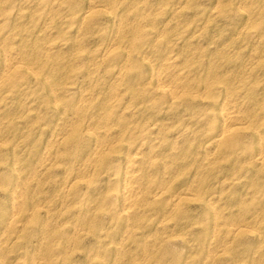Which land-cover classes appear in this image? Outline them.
<instances>
[{"label":"bare ground","instance_id":"bare-ground-1","mask_svg":"<svg viewBox=\"0 0 264 264\" xmlns=\"http://www.w3.org/2000/svg\"><path fill=\"white\" fill-rule=\"evenodd\" d=\"M62 1L64 3V0H56L53 6V3L49 4L50 2L48 5H51L52 8L60 5ZM184 1L186 2L188 0ZM196 1L198 2L199 0H195V2ZM113 2L114 0H90L87 10L82 13L79 11L81 15L77 13L79 14L76 15L77 17L75 13L73 15L75 19L70 18L77 22L76 25L78 29H80L82 25L90 23L91 20L94 21V19H92V8L95 7V5H109L108 7H110V9L112 8L109 12H112L115 7ZM169 2L164 3L169 4ZM213 2L215 4V7H213L215 10L212 11V13L216 18V15H218V13L220 14V12L225 9L222 7L223 4L221 6V0H213ZM40 3H42L41 0L35 2L36 6ZM148 3L146 1L136 0L132 4L127 5V8L125 7L126 9L124 8V12L117 18L118 23L116 24L113 22L111 24H116L114 27L115 32L113 31L115 34L113 36L111 34L108 35L110 42L107 46L105 45V47L102 48V52L97 59H95L97 54L96 56L93 55L94 57L88 56L93 50L89 49L87 56L89 57L88 61H90V63L88 64L90 66L86 72H84L85 78L88 79V82L86 81L88 85L85 89L80 87L76 97H69V95L68 97H64L61 94L62 91L64 94L67 88V81L64 79L69 78L73 80V78H70L69 74L68 78H64V81H60L62 78L60 79L61 75L59 72L64 68L65 64L68 63V60H66L68 57L64 58L58 54V56L55 54L56 57H53L50 54L56 46L52 40L45 41L42 46L39 48L37 47L38 49L35 51L23 46L20 40L17 44H11L3 49V59L1 58L0 63V85L7 80L12 81V85H15V80L12 76L21 73L30 74L31 80L39 79L42 88L45 89L46 96L43 100L45 102V105H43L44 109L51 111L53 117H56L59 121L54 123L55 125L51 130L42 128L41 134L43 135L39 143V148L30 149L28 151L29 156L22 160L20 159V153L16 149L18 143L17 145L13 142L10 143L11 138L9 140L10 142L7 143L5 141L6 133H3V135L0 130V158L1 156L7 158V161L5 160L3 166L0 167L2 168V170H0V189L2 193V203H0V264H72L70 255L79 248L82 249V247L78 246V242L82 241V239L87 236H91L92 242L90 244L91 246L87 248L85 261L95 262L97 264H168V257L171 258V262H174L173 264H215L216 261L223 259V253L231 241L246 229L254 234L258 242L255 252L259 254L264 252V235L260 234L258 231L260 224L264 222V211L259 212V214H256V216L250 219H234L233 221L231 220L232 222L230 221L231 223H227L226 217L232 212L228 211L224 214L218 209L219 207L217 204L221 196H219V193L216 195L211 192L207 194L203 188L204 185H202V177L199 175L200 173L210 170V167L214 164L216 159H218L217 154L219 153L238 156L240 153L246 152L245 148L242 146L243 129L250 130L253 147L251 148L250 144L245 147L252 151L250 157L255 168L254 173L264 168V117H260V119L258 118L253 121L252 112H247L246 110L248 109L244 108L246 104L242 107L240 103L244 98V94L248 95V93L253 92L252 85L256 83L255 81H245L243 75L245 73L247 74V72L249 73L254 66L257 67L256 64L259 61L256 60L250 63V61L248 62V60L244 58L246 60L245 62H248L246 63L247 65L245 67L240 65L243 68H241L242 70H237L238 72L235 71L230 76H226L224 73L217 74L216 70L219 64L221 65L223 63L218 64L211 59H207L205 62L199 61L200 58L197 59L200 55L199 53H201L199 49L198 51L194 50L187 52L185 56L182 55V58H178L173 54L174 52L169 54L175 44L173 42L169 43V41V44L166 43L158 49L161 60L155 65V61L148 59L152 56L147 58L143 55L144 53H141L142 51L139 52L142 45L141 40H139L141 34L153 35V38L150 40L148 39L146 44L147 47L163 43L165 39L163 41L160 39L162 37L161 34L154 33L159 30H151L152 27L150 24H153V21H156L158 17H162L161 14L164 13L165 15V13L167 14L168 12V21L164 23V27H162L161 30L164 31L172 26L171 20H177L179 18L177 16H181L183 13H180V9L176 8L166 9L164 5L154 11L150 8ZM188 3L190 4V2ZM118 4L120 5V3ZM157 5L155 6L157 7ZM159 5L162 4L159 3ZM69 6L71 5L69 4ZM51 8L48 10L50 11ZM211 8L212 7H210V9ZM120 9L118 10L120 11ZM243 9L246 14L245 18L247 19V21H244V25L246 22L248 23L240 28L237 35H235V39L238 41L245 35L255 33L249 22L251 21L250 19H253L251 18L253 14L251 15L248 9ZM21 12V9H18L16 14L20 17ZM195 12L194 14L197 15V12L201 11ZM179 13L181 15H179ZM54 18L55 16H51V20L48 19L49 22H45L47 24L44 25L42 23L44 26L39 29L41 31H39V33H42V31L44 32L47 26H49L48 24L56 20V18ZM193 18H196L195 15ZM62 19L64 18L62 17ZM128 19H130V21L127 22ZM1 20L2 19H0V21ZM181 20L183 19H180V21ZM212 20L215 22L214 16L211 21ZM74 21H71V23H74ZM178 22L176 21L175 24H178ZM206 23H209V21ZM215 24L217 23L215 22ZM128 25L130 26L129 28ZM144 25H148L149 28H144L146 27ZM186 26H188V23ZM196 26H199V24H196ZM89 27L91 28V26ZM104 27L106 26H103V28ZM107 27L109 28L110 26ZM89 30H91L90 32L93 34L94 31H92V28ZM173 32L174 31H172L171 34H174ZM212 32H210V34ZM262 32L264 31H261V33ZM10 33L12 32L7 34L8 37L14 38L15 33ZM193 33L195 35V32H192V36ZM165 34L169 38L168 34ZM23 36H26V34ZM28 37L27 35L26 38L28 39ZM188 37L189 39H186V43L189 45L192 38L191 35ZM107 40L108 39L104 42H107ZM32 41L34 42L33 39ZM99 41L101 42V40ZM78 43L80 44V42ZM214 45H217V43ZM195 48L196 46L194 49ZM227 48H224V51H219V53L222 52L225 54L231 50L229 49L228 51ZM165 50L169 51L168 55H164ZM186 50L188 49H185L184 53ZM175 52H177V50ZM252 52H254V50ZM78 53L79 52L71 57H78L80 55ZM93 53H95V51ZM138 53L142 54V60H145L147 63L144 64L150 69V79L148 82L141 81L144 83L142 84L140 82V85L138 83V87L135 82H128L126 85L127 88L125 87V92L128 94L126 96L118 87L124 81V78L127 77L126 74L129 65H133L132 63L129 64L131 58ZM178 53L181 52L178 51ZM66 54L69 56L68 53ZM155 54L156 53H154V55ZM249 54L252 53L250 52ZM227 55H223L222 57L225 58ZM113 58H120L123 60V63L118 65L116 70L112 72L113 74L111 75L114 78L111 80L110 84L100 86L98 81L102 76L100 77L98 74L92 80L90 75L94 76L92 74L95 72L93 70L96 69V67H105V62ZM218 58V60H220V57ZM82 61H80V64ZM241 63H243V61ZM68 64L70 65V63ZM112 65L110 66L113 67ZM66 66L65 68L68 69L67 64ZM78 66H80V69L81 65L78 64ZM198 66L204 68V74L195 79L194 76H191V73ZM22 68H24L25 71L21 70ZM71 68L72 66H70L68 70H71ZM66 72L70 73V71ZM90 72L92 74H90ZM95 73H97V71ZM62 75L64 74L62 73ZM74 75L72 77H74ZM81 77L83 78V76ZM80 78L78 76V80ZM108 78L111 77L108 75ZM138 78H140V76ZM104 79H107V77ZM75 85L76 83L73 84V86ZM221 91H224V97L223 100L220 99L219 101L217 98L219 96L218 93H221ZM239 92L241 94L243 93V95H240ZM206 97L210 99L211 107L208 111L204 112L205 124L208 125L205 131L208 133L210 132V135L205 139L206 141L202 143L199 151L195 152L196 157L193 158L197 161L195 163L196 168L189 174L188 179L181 182L180 186L178 185V188H173L172 183L177 179V175H179L178 171L186 167L183 161V156H186L184 155L185 147L183 148L177 143V140L179 141L177 136L181 138L184 129L181 128L178 132L179 134L171 139H167L165 132L168 131L170 127H173V123L168 124L164 122L166 120H164L163 115L177 110L179 105L188 107L194 100L203 101ZM240 97L241 100L239 102ZM154 98H157L159 103H165V105L159 107L158 102H156ZM255 98H253V100ZM3 100L5 99L3 98L2 102ZM129 100L132 101L129 103ZM20 102L21 101H19V103ZM250 102L252 104L255 103L252 101V98ZM9 104L7 108H9ZM4 107L5 105H2L0 109ZM21 108H23V106ZM156 108L157 110L152 112V110ZM31 109H26L24 111L25 115H23L27 116ZM139 109L144 114H149L148 118H150V122L145 123L148 119L147 117H145L147 119L143 121L139 118L138 120L140 121L136 120L137 122L131 120L134 117L131 118L129 116L134 115L136 110L138 111ZM1 111L3 112V110ZM9 111L8 109V113H10ZM38 112L36 114H38ZM153 113L156 115L159 114L160 116L153 118ZM43 114H41V116H43ZM126 115L131 119H127ZM16 117H20V115L17 114ZM43 118L44 117H42V119ZM14 119V117H8L7 122H11ZM7 122L1 125L4 127V125H7ZM0 128L2 129V126ZM4 128L2 130H4ZM28 129H30V127ZM201 132H204V130H201ZM15 133L14 135H16ZM22 138L23 137L20 139ZM136 140H138V142H136ZM32 144L33 143H31V145ZM31 145L30 147H32ZM242 149L245 151H241ZM59 165L64 167L65 172L60 179H53L54 181H52L50 177L44 176L46 173L48 174L50 169L58 167ZM187 165L189 164L187 163ZM53 173H49L48 176ZM237 177H231L229 183H238L240 179L237 180ZM224 180L225 178L219 180L218 184H222ZM48 187H50V189ZM44 188H48L49 190L47 189L44 191ZM190 199L200 202L203 211L200 213L201 217L199 216L197 219L188 221L183 225L191 226L195 223L199 225L201 222H205L202 228V236L200 237L201 241H205L206 244L204 254L196 261L189 259L190 257L187 259L186 256H178L177 245L174 243V241L176 242L178 240L183 241L182 243H184L185 246L189 245L183 235L175 232V225L189 215L186 212L187 208L185 207V201ZM239 207H242V202L238 203L237 208ZM188 229L191 230L189 227ZM8 251L14 253V258L12 260L7 259L8 255L6 252ZM252 260L253 258L248 264H254L255 262Z\"/></svg>","mask_w":264,"mask_h":264},{"label":"rangeland","instance_id":"rangeland-1","mask_svg":"<svg viewBox=\"0 0 264 264\" xmlns=\"http://www.w3.org/2000/svg\"><path fill=\"white\" fill-rule=\"evenodd\" d=\"M20 1H22V2H20ZM38 1H40V0H28V1L27 0H0V6H1L0 7V19H2L0 21V30H1L0 31V45H1L0 46L1 47L0 48V63H1V58L3 56V53H2L3 49L5 47L7 48L11 44L12 45L17 44L19 42V40L23 46H26L27 48H29L32 51H35L40 46H42V44L45 41L52 40L54 42V44L56 45L55 46L56 49L54 48L50 54L53 57H56L57 54L60 55L61 57L63 56L64 58L70 57L69 59L68 58L66 59V60H68V63H70V65L68 63H66V64L68 65V69L70 68V66H72L71 70H68L67 68H65L66 64H65V66L63 65L64 68H62L61 71L64 75H62L61 71L59 72L61 75L60 79L62 78L60 81H64V80L67 81L66 82L67 88L64 91V94H63V91L61 94L64 97H68V95H69V97H76L78 92H79L80 87L82 89H85L86 86L88 85V83H87L88 79L85 78L86 76L84 73V72H86V70L90 66L88 64V63H90V61H88V58L94 57V56H96V54H97V57H95V59L98 58V56L102 52V48H104L105 45L107 46L108 43L110 42L108 35L111 34L113 36L115 34L114 33L115 32L114 27L118 23V19H117V18H119L118 16L122 12H124L123 10L125 7L127 8V5L132 4L136 0H130V1H128V0H114L113 3H114L115 7L113 8L112 12H109L112 9V8L110 9V7H108L109 5H106V4L95 5V7L92 8L93 9L92 16L94 17V18L92 17V19H94L95 22L91 20L90 23H88L91 25H88V24L82 25L80 29H78V27L76 25L77 22L74 21L75 18L73 15L75 13H76L75 16L79 15V14L81 15L82 12L87 10L90 0H66V1L64 0V3L62 1L61 4L58 5L59 7L54 6V7H52L53 9L51 8V5H48V3L49 2H50L49 4L53 3L52 4V6H53L55 4L54 2H56V0H41L42 3H40L39 5L36 6L35 2H38ZM138 1H141V0H138ZM142 1H146L148 3V0H142ZM159 1L160 0H156V1L155 0H149L148 4L150 5V8H152V10H154V11L157 10V8H159L160 6L163 7V5L166 7V9H170V8L180 9V13H183V14L181 15L179 13V15H181V16H177V17H179L180 19H183V20L180 21L179 18L177 20L173 19L174 21L175 20L177 22L179 21L178 24H175L176 21L174 22L173 20H171L170 22H171L172 26L169 27V29L164 30L165 31L164 32L161 30H162V27H164L163 26L164 23H166L168 21L167 17L169 18V13L167 12V14L165 13V15H164V13L161 14L162 17H158L156 21L155 20L153 21V24L152 23L150 24V26L152 27L151 30H153V31L159 30L158 32H154V33L161 34L162 37L160 36L161 37L160 39L162 41L165 39L164 41H166V42L163 41V43H159V44H155L151 47L150 46L147 47L146 46L147 41H148V39L150 40L151 38H153V35H150V34L146 35V34L142 33L141 38L139 39L142 42V45L140 47L139 52L142 51L141 53H144L143 55L147 58L152 56L148 59H150L151 61H155L154 64L157 65V63L161 60V58H160L161 56H159L160 54H159L158 49L170 41L169 43H171V42L175 43L174 47L172 49L173 51L171 50L169 52V51H167L168 50L167 49V50H165L166 54L164 53V55H168V52H169V54H172L174 52L173 54H175L178 58H182L183 56H185L187 54V52L194 51V50L198 51V49H199V51H201V53H199L200 55L197 59L200 58L199 61H201V62H205L207 59H211V60L216 61L218 64L223 63V64H221L223 66H221L219 64V67H217L216 70H217V74L224 73V75H226V76L227 75L230 76L232 73H234L237 70L238 71L242 70L243 68L241 66L245 67L247 65L246 63H248L249 61H250V63H253L254 61L258 60L259 62H257V64H256L257 67L254 66V68H252V70L249 73L247 72V74L245 73L243 75V77H245V81H253V82L255 81L256 82L252 85L253 92L248 93V95L244 94L245 99L243 98V100H241V97H240L239 102L241 100L240 103L242 104L241 105L242 107H244L246 104V106L244 108L248 109V110H246L247 112H249V111H250L249 113L252 112L251 114H253V121L258 119V118L260 119V117H264V32L261 33V31H264V0H242V1L241 0H221V6L223 4L222 7H224L225 10L220 12L221 15L218 13L219 16L216 15V18H215V15H213V13H212V11L215 10L213 8V7H215L213 0H206V2H205V0H203V1L199 0L198 2L196 1L197 4H196L195 0H191V1L188 0L186 2L184 0H161L160 2ZM162 1L167 2V3L169 1L170 2H169V4H167V3H164ZM177 1H179V2H177ZM200 1H201V3H200ZM188 2H190V4ZM224 2H226V3H224ZM72 3H73V5H72ZM118 3H120L121 6ZM122 3H124V4H122ZM159 3H161L162 5H159ZM249 3H250V5H249ZM69 4L72 7L69 6ZM209 4H210V6H209ZM245 4H247V5H245ZM155 5H157V7ZM197 5H199V6H197ZM19 6H21V7H19ZM171 6H174V7H171ZM206 6H207V8H206ZM186 7H188V8H186ZM210 7H212V8L210 9ZM237 7H239V8H237ZM49 8H51L50 11L48 10ZM95 8H96V10H95ZM243 8L248 9L249 12H251V15L252 14L254 15V16L253 15L251 16V18H253V19H250L251 21H249V22L251 23V25H252L251 28L253 27L252 30L255 31V33H252L251 35H245L243 38H240V40L238 41L235 39V37H236L235 35H237L240 28H242L243 26H245L248 23V22H246L244 25V21L245 20L247 21V19L245 18L246 14L244 13ZM18 9L19 10L21 9V11H22L21 14L23 13L24 15L20 14V17H19L16 14V11ZM118 9H120V11ZM236 9H238L239 11ZM195 11H201V12H197V15H196V14H194V13H196ZM27 12H29V13H27ZM72 12H74V13H72ZM206 12L208 13V15ZM223 12H224V14H223ZM77 13H79V14H77ZM209 13H210L211 17L209 15ZM161 15H159V16H161ZM191 15H193V16L195 15L196 18H193V16H191ZM212 15L214 16V21L217 24H215V22H213V20L211 21V19H213ZM51 16H53V17L55 16L56 20H60V21L54 20L56 22L53 21L52 23L48 24L49 26H47V29L44 32L42 31V33H39V31H40L39 29L42 28V26H44L45 24H47L49 22V20H51ZM65 16L68 18H66ZM48 17H50V18H48ZM62 17L64 19H62ZM70 17L74 18V19L71 20ZM164 17L166 20L164 19ZM186 18H187V20H186ZM188 19H190V20H188ZM110 20H111V22H110ZM159 20L161 21V23ZM69 21H70V24H69ZM71 21L72 22L74 21V23H71ZM128 21H130V19H128L127 22ZM205 21L206 22L209 21V23H206ZM45 22H47V23H45ZM113 22H115L116 24L114 23L113 25H111ZM202 22H204V23H202ZM210 22H213V23H210ZM94 23H95V25H94ZM181 23H183V24H181ZM187 23H188V26H186ZM12 24H13V26H12ZM16 24H17V26H16ZM108 24H110V25H108ZM196 24L197 25L199 24V26H196ZM204 24H206V25H204ZM154 25L156 27H158V26L159 27L156 28ZM89 26H91L92 31H94L93 34H92V32H90L91 30H89V29H91V28ZM103 26H106V27L103 28ZM107 26H110V27L108 28ZM144 26H146L144 28H147V27L149 28L148 25H144ZM182 26H184V27H182ZM204 26H206L207 28ZM215 26H216V28H215ZM129 27L130 26L128 25V28ZM153 27H155L156 29ZM200 27H202V28H200ZM100 28H102V29H100ZM213 28H215V29H213ZM195 29H196V31H195ZM167 31H169V32H167ZM172 31H174L173 33L175 35L171 34ZM9 32L15 33L14 38L8 37L7 34ZM190 32H191V34H190ZM192 32H195L196 36L194 35V33L192 36ZM197 32H198V34H197ZM210 32H212L211 34H213V35H211ZM12 33H10V34H12ZM165 33L168 34L169 38L167 37V35ZM177 33H178V35L179 34L180 35L178 36ZM25 34H26V36H23ZM78 34H80V35H78ZM27 35L29 36L28 39L30 38L31 40L30 39L28 40L26 38ZM84 35H86V36L89 35V36H87V38H86V36H84ZM111 35H110V37H111ZM170 35H171V37H170ZM190 35H191L192 39H191V43L188 45L186 43L187 42L186 39H189L188 36H190ZM213 36H214V38H213ZM76 37L78 38V40ZM186 37H188V38H186ZM193 37L196 39H194ZM231 38H233V39H231ZM32 39L34 40V42L32 41ZM102 39H103V41H102ZM106 39H108L107 42H104V41H106ZM212 39L214 40L215 43H217V45H214L215 43L213 42ZM2 40L4 41V43ZM5 40H6V43H5ZM99 40H101V42ZM145 40H146V42H145ZM228 40L229 41L232 40V41L229 42ZM78 42H80V44ZM195 42H197V43H195ZM227 42H229V43H227ZM180 43H181V45H180ZM198 43H200V44H198ZM253 43H256V44H253ZM2 45H4V46H2ZM61 45H63V46H61ZM77 45H78V47H77ZM84 45L85 46L87 45L89 47L86 46V48H85ZM194 45L196 46L195 49H194V47H195ZM59 46H61V47H59ZM191 46H193V47H191ZM33 47H34V49H33ZM74 47L75 48L77 47V48L75 49ZM96 47H98V48H96ZM205 47H208V48H205ZM209 47H211V48H209ZM217 47L219 50L217 49ZM72 48H74V49H72ZM83 48H85V49H83ZM150 48H151V50H150ZM224 48H227L228 51H229V49H231V50L225 54L222 52H221L222 54L219 53V51H222V50L224 51ZM78 49H80V50H78ZM89 49H91V50L93 49V50L92 51L90 50L91 52L88 54ZM185 49H188V50H186L184 53ZM176 50H177V52H175ZM253 50L255 53L252 52ZM94 51H95V53H93ZM178 51H180L182 54L178 53ZM74 52H76V53L79 52L78 54H80V55L78 57L73 56L74 58L71 57L72 55L76 54ZM84 52H85V54H84ZM212 52H214V53H212ZM217 52L219 55L217 54ZM250 52L252 54H249ZM66 53H68L69 56H67ZM141 53L133 55V57L131 58V61L129 62V64L132 63L133 65H131V64L129 65L128 70H127V74H126L127 77L124 78V81L118 87L122 91V93H124L126 96L128 95L125 92L126 88H127L126 85L128 84V82H130V83L135 82L137 84V87H138L141 83L143 84L144 82H148L150 79V77H149L150 69L148 68L147 65H145V64H147L145 62V60H142V58H141L142 54ZM154 53H156V54L154 55ZM209 53H211V54H209ZM229 53H231V54H229ZM259 53L260 54L262 53V54L260 55ZM87 54L89 57L87 56ZM214 55L215 56L218 55V56L215 57ZM223 55H227V56L224 58V57H222ZM253 55L255 56V59H254ZM218 57H220V60H222V61L218 60L219 59ZM242 58L243 59L245 58L246 60H248V62H245L246 60L245 59L243 60ZM140 59H141V61H140ZM70 60H72V61H70ZM80 61H82L81 64H80ZM122 61L123 60H121L120 58H113L111 60H108L104 64L105 67L98 66V67H96L97 70L96 69L93 70L95 72L97 71V73L94 72L95 74L94 73L92 74L90 72V74L94 75V76L90 75V78H92V80H93L99 74L100 77L101 76L103 77V78L101 77L98 81L99 82L98 84L100 86L110 84L111 80H113V78H114L111 75V74H113L112 72H114L116 70L118 65L123 63ZM242 61H243V63H241ZM109 62H111V63H109ZM74 63H76V64H74ZM112 63H113V65H112ZM78 64L81 65L80 69H79L80 66H78ZM75 65H76V67H75ZM110 65H112L113 67H111ZM236 65H237V67H236ZM74 68H76V69H74ZM196 68L194 69L195 72L193 70L191 73V76L192 77L194 76L195 79L201 77L204 74V72H203L204 68L202 66L201 67L198 66ZM65 69H67V70H65ZM148 69H149V71H148ZM21 70L25 71L24 68H22ZM66 71H68V72L70 71V73H67ZM98 71H99V73H98ZM106 71H108V72H106ZM230 71H233V72H230ZM53 72H55V71H53ZM197 72H198V74H197ZM39 73H40V70H39ZM72 73H74L75 75ZM137 73L140 76V78H138L139 76L137 75ZM69 74H70V78H73V80L68 78ZM73 75H74V77H72ZM108 75L112 79L108 78ZM78 76H79V78L81 76H83L84 81H83L82 77L78 80ZM105 77H107V79H104ZM12 78L15 80L14 81L15 85H12L13 84L12 81H9V80H7L5 83L0 85V87H1L0 88V101H1L0 107H2V105H5L4 108L0 109V119H1L0 125L6 124L8 117H14L15 119L11 122L8 121L7 125H4L5 128L3 127V125H1L2 129L4 128V130H2L1 128H0V130H1L2 134L6 133L5 134L6 139L4 138V136H3V138L5 139V141L7 143L10 141H11L10 143H12V142L14 144L16 143L15 145H17V143H18V145L16 146L17 147L16 149L20 153V159L22 160V159H26L27 156H29L28 151L30 149L32 150L34 148H39V145H40L39 143H40L41 137L43 135V134H41L42 128L46 129V130H48V129L51 130V128L54 127V125H55L54 123L58 122L59 120H57L56 117H53V113L51 111L44 109L43 105H45V102L43 100H44L46 95H45V89L42 88L39 79L31 80L32 78H30V74L28 75V74H22V73L13 75ZM64 78H68V79H64ZM74 79H76V80H74ZM16 80H17V82H16ZM68 81H70V82H68ZM141 81H144V82H141ZM81 82H82V84H81ZM102 82H104V83H102ZM68 83H71V84H68ZM74 83H76L75 86H73ZM138 83H139V85H138ZM92 84H93V81H92ZM121 85H123L124 87ZM70 87H71V89H70ZM2 94H3V96H2ZM218 95L219 96H218L217 100H219V101H220V99L223 100L224 91H221V93H218ZM240 95H243V93L242 94L240 93ZM3 98L5 99V100H3V102L6 101L5 103L2 102ZM251 98H252V101L255 102L254 103L255 105L250 102ZM253 98H255V99L253 100ZM204 99H203V101L194 100L190 105H188V107H184V106L182 107V105H179L177 107V110H173V111L163 115L164 120H166L164 122H166L168 124L173 123V127H170L169 130L165 132L167 139H171L175 135L179 134L178 132L181 128L184 129L182 131L181 138H180V136H177V139H179V141L177 140V143L180 144L181 147H183V148L185 147V152H184L185 154L184 155H186L188 157L187 158L186 156H183L184 157L183 161L185 162L186 167L178 171L179 175H177V179L174 180L172 183L173 188H175V187L178 188V185L180 186L181 182L188 179L189 174H191V172L196 168L195 163L197 161L195 158H193V157H196L195 152L199 151L202 143L204 141H206L205 139L210 135L209 134L210 132L208 133L205 131L207 129L208 125L205 124L204 112H206L210 109L211 104H210V99H207V97ZM154 100L156 102H158L159 107H162L165 105V103H162V102L159 103V100H157V98L156 99L154 98ZM19 101H21L22 103L21 102L19 103ZM130 101H132V100H129V103H130ZM256 102H257V104H256ZM7 103L8 104L10 103L8 106L9 108H7V105H8ZM21 105L23 106V108H21L22 107ZM247 106H248V108H247ZM19 107H20V110H19ZM25 108L26 109L32 108L31 111H29V114H27V116H24L25 115L24 111L26 110ZM38 108H39V110L41 108V110H40L41 112L38 110ZM8 109L10 110L9 111L10 113H8ZM1 110H3V112L5 111V112L3 113ZM33 110H35V111H33ZM156 110H157V108L153 109L152 112H154ZM1 112H2V114H1ZM37 112H38V114H36ZM6 114H7V116H6ZM8 114H10V115H8ZM17 114L20 115V117H16ZM41 114H43V116H41ZM138 114H140V115H138ZM126 116H127V119H131L132 117H134L131 120L136 121L139 118L141 121H143V120H146L148 118L149 114L148 115L144 114L139 109L138 111L136 110L134 115L129 116L131 118H129L128 115H126ZM159 116H160L159 114L156 115L155 113H153V118L159 117ZM37 117H38V119H37ZM42 117H44V118L42 119ZM145 117H147V118H145ZM179 118H181V119H179ZM149 119L150 118H148L145 121V123L150 122L151 120H149ZM140 120H138V121H140ZM184 123H185V125H184ZM201 125H203V126H201ZM6 127H7V129H6ZM29 127H30V129H28ZM201 130H204V132H201ZM243 132L244 133H243V138H242V141H243L242 146L245 148L246 152L240 153L238 156H232L231 154L229 155V154H225V153L224 154L219 153V154H217L218 159H216L214 164L210 167V170L199 174L202 177V182H203L202 185H204V187L203 186L202 187L205 189L207 194L208 193L210 194V192L214 193V195L219 193V196H221L219 199L220 201L217 204L219 207L218 209L221 210V212H223L224 214H226L228 211L232 212L231 214L227 215V217H226L227 223H231L234 219H250V218L256 216V214H259V212L264 211V168H261L258 172L254 173L255 168L253 166V163L251 162L252 160L250 157L252 154V151L249 150L248 148H246L248 144L251 145V148L253 147V143L251 142L250 130L249 129H243ZM246 132H248V133H246ZM14 133L16 135H14ZM17 133H19V134L22 133V134L19 135ZM24 133H26V134H24ZM21 137H23L22 138L23 140L20 139ZM10 138H11V140H10ZM190 139H192V140H190ZM17 140H18V142H17ZM20 140H22V141L19 142ZM197 140H199V141H197ZM136 142H138V140H136ZM197 142H198V144H197ZM31 143H33V144L31 145ZM30 145L32 147H30ZM40 148H42V147H40ZM163 148H165V147H163ZM245 150L242 149L241 151H245ZM4 157L1 156V158H0V159H2V160H0V163H1L0 167L3 166V163L5 162V160L7 161V158H4ZM187 163L189 165H187ZM63 165L67 166L65 164H63ZM187 166H189V167H187ZM0 170H2V168H0ZM51 170H52V172H51ZM49 173L50 174L53 173V174L48 176ZM48 174L46 173V175H44V176L50 177V180H52V181H54L53 179H60V177H62V175L65 174L64 167L61 165H59L58 167H54V168L49 170ZM237 176H239V177H237ZM231 177H237V180L240 179L239 180L240 183L238 182V183L230 184L229 181H230ZM223 178H225L224 182L219 185L218 181L222 180ZM48 180H49V178H48ZM205 180H207V181H205ZM48 188L50 189V187H48ZM48 188H44L43 190L46 191ZM240 201L242 202V207L237 208L238 203H241ZM185 202H186L185 207L187 208L186 212L189 215L184 220H180L178 223H176L175 232L183 235L184 238L187 240L189 245L185 246L184 243H182L183 241H178V240L176 242L174 241V243H176V245H177V250H178V254H179L178 256H180V257L186 256L187 259L190 257L189 259H193L196 261L197 259H200L204 254V248H205L206 244H205V241L204 242L201 241L200 237L202 236V232H203L202 228H203V225H205V222L203 221L199 225L197 223H195L191 226H185L183 224L187 223L188 221H192L194 219H197L200 216V213H202L203 207H202L200 202L195 201L193 199L186 200ZM0 203H2L1 189H0ZM196 204H197V206H196ZM239 209H241V210H239ZM233 214H234V216H233ZM231 216H233V217H231ZM262 224H264V222H262L260 224L258 231L260 234L264 235V225H262ZM188 227L191 230H189ZM180 229H182V230H180ZM241 234H239L237 237H235L231 241V243L225 249L226 253L225 252L223 253V256H222L223 259L216 261L215 264H235V263L236 264H248V263H250V260L252 258L254 260V261L252 260L253 262H255V263L257 262L256 264H264V252H261L260 254L255 252V249H256L258 242L255 239L254 234L248 229L244 230V232H242ZM91 242H92L91 236H87L84 239H82V241L78 242V246L82 247V249L77 248L78 250L76 252L74 251L70 255V261L72 264H97L95 262L85 261V256H86L85 254L87 253V250H88L87 248L89 246H91L90 245ZM8 252H10V251H8ZM8 252H6L8 255V257H7V255H6V257H7V259L12 260L14 258V253L12 251L10 253H8ZM254 252H255V254H254ZM253 254H254V256L252 257ZM168 258H167V260H168L167 263L169 262L168 264H173L174 262H171V258H169V259ZM103 259L105 260L106 258H103ZM106 261H109V260L106 259ZM155 264H160V263H155Z\"/></svg>","mask_w":264,"mask_h":264}]
</instances>
